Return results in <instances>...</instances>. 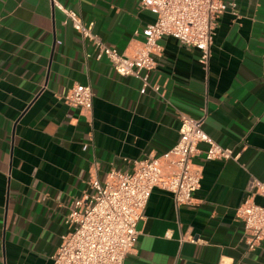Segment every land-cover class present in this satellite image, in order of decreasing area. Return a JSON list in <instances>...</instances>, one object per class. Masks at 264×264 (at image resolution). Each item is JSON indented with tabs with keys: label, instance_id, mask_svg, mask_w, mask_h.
Segmentation results:
<instances>
[{
	"label": "crops",
	"instance_id": "obj_1",
	"mask_svg": "<svg viewBox=\"0 0 264 264\" xmlns=\"http://www.w3.org/2000/svg\"><path fill=\"white\" fill-rule=\"evenodd\" d=\"M57 1L129 56L155 20L140 0ZM222 1L236 8L217 20L207 71L197 50L163 38L149 75L159 90L140 94L49 0H0V264H52L91 178L160 157L178 140L179 115L205 112V132L237 159L196 157L202 179L188 206L154 189L125 262L264 264V240L249 250L236 218L249 180H264V0ZM76 84L93 90L91 115L59 99Z\"/></svg>",
	"mask_w": 264,
	"mask_h": 264
},
{
	"label": "built area",
	"instance_id": "obj_2",
	"mask_svg": "<svg viewBox=\"0 0 264 264\" xmlns=\"http://www.w3.org/2000/svg\"><path fill=\"white\" fill-rule=\"evenodd\" d=\"M49 2L63 14L62 24L93 49L96 61L105 59L118 76L141 82L140 94L159 90L150 85L149 75L156 69L163 38L197 50L199 63L207 71L217 20L236 8L234 2L222 0H140L139 6L153 13L155 20L142 30L144 40L129 56L107 46L93 32V23L84 22L79 13L57 0ZM93 98L92 88L80 84L59 95L68 107L90 115ZM205 120L206 112L198 118L179 115L178 140L160 157L136 161L128 172L111 170L103 179L91 178L87 191L70 206L65 220L68 231L61 236L52 264H126L138 240L137 223L154 189L170 193L177 209L190 205L202 179L196 157L202 155L206 162L238 157L205 132ZM87 148L84 145L82 150ZM257 196L263 199L260 205L254 202ZM236 218L243 224L247 248L255 249L264 240V180H249Z\"/></svg>",
	"mask_w": 264,
	"mask_h": 264
}]
</instances>
